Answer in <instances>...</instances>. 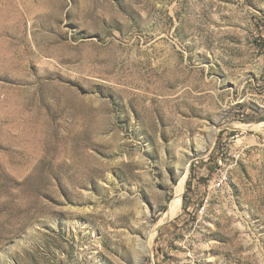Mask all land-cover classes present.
<instances>
[{
    "label": "rangeland",
    "instance_id": "374dc122",
    "mask_svg": "<svg viewBox=\"0 0 264 264\" xmlns=\"http://www.w3.org/2000/svg\"><path fill=\"white\" fill-rule=\"evenodd\" d=\"M0 264H264V0H0Z\"/></svg>",
    "mask_w": 264,
    "mask_h": 264
},
{
    "label": "bare ground",
    "instance_id": "6f19581e",
    "mask_svg": "<svg viewBox=\"0 0 264 264\" xmlns=\"http://www.w3.org/2000/svg\"><path fill=\"white\" fill-rule=\"evenodd\" d=\"M185 181H186V176H184L180 180V182H179V184L177 186V193L175 194L176 197L170 203L169 209H168V211L165 214L166 218H172L176 214L178 208L180 207L181 195H182V193H183V191L185 189Z\"/></svg>",
    "mask_w": 264,
    "mask_h": 264
},
{
    "label": "built area",
    "instance_id": "2783aa9c",
    "mask_svg": "<svg viewBox=\"0 0 264 264\" xmlns=\"http://www.w3.org/2000/svg\"><path fill=\"white\" fill-rule=\"evenodd\" d=\"M224 181V177L222 176L221 178L218 179V182L216 183L217 186H220Z\"/></svg>",
    "mask_w": 264,
    "mask_h": 264
}]
</instances>
